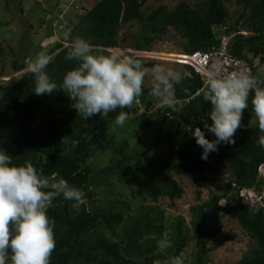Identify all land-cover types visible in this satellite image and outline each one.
I'll use <instances>...</instances> for the list:
<instances>
[{"label":"trees","instance_id":"trees-1","mask_svg":"<svg viewBox=\"0 0 264 264\" xmlns=\"http://www.w3.org/2000/svg\"><path fill=\"white\" fill-rule=\"evenodd\" d=\"M229 1L200 0L190 6L180 0L172 9L162 5L145 15L141 10L145 0H99L80 17L75 26L78 35L71 31V41L81 37L96 46L100 54H110L109 48H124L117 39L119 28L135 23L138 30L121 39L128 42L130 50L148 51L153 41L171 28L185 40L181 44L183 54H207L220 47L222 35H225L231 36L229 54L246 60L259 57L264 63V0H235L243 10L235 24L229 22L224 7ZM240 19L243 22L237 28L235 25ZM67 51L68 47L59 42L45 53L54 56L46 70L58 85L66 72L78 64L65 59ZM3 52L0 46V57ZM12 56L16 57L13 53ZM126 56L141 60L132 52H127ZM25 62L13 59L12 72L25 70ZM144 66H152V63ZM185 67L189 74L176 85L173 104L178 106L183 102L180 120L187 130L201 127L206 138L214 140V134L203 126L204 119L212 123L207 116L211 103L203 99L206 82L189 65ZM34 87V76L25 71L0 96V149L13 157L14 164L31 163L46 177H63L71 186L83 190L86 197V202L79 203L60 196L47 209L50 220L55 221L56 248L50 264H157L158 261L164 264L169 258L180 255L189 240L188 230L192 232L191 239L197 250L194 264H205L204 257L215 248L209 243L222 229L221 211L234 219L255 245L250 255L235 264H264V179L258 177L257 171L264 163V148L258 143L264 133L259 131L252 108L254 93H250L249 107L243 111L241 127L234 135L235 143H220L218 151L210 152L204 160L201 158L203 148L196 143L195 137L179 145L175 136L181 130L170 135L164 128L162 123L166 114L176 115V110L150 97L151 87L143 88V95L136 101L143 106L153 103L161 106L153 113L138 115H142L143 120L137 141L140 145L144 137L151 135L153 146L165 148V159L161 160L143 149L135 155L128 154L125 140L116 143L105 133L101 115L85 120L71 107L72 101L64 91L37 96ZM138 108L134 103L131 108L109 113L108 117L115 118L119 111L128 115L137 113ZM96 131L101 133L99 138ZM187 133L183 132V137L187 138ZM106 144L111 145L117 158L95 170L88 160L94 149ZM188 146L199 149L190 150ZM141 156L142 160L139 159ZM225 172L230 173L232 180L224 185L220 194H213L203 204L190 207L189 228L182 218H178L171 228L172 247L160 252L158 241L162 239L163 215L153 204L161 197L171 201L181 197L183 190L173 175L217 188L216 178ZM112 176L121 187L128 188L131 197L136 185L140 196H145L152 206L141 205L143 212L136 218L128 215L129 205L125 199L111 201L108 208L93 207L96 192L100 189L104 193L111 187ZM243 188L254 190L260 202L251 206L244 201L239 195ZM221 200L225 201L224 206L220 204ZM78 203L79 207L74 209ZM105 231L110 233L109 237Z\"/></svg>","mask_w":264,"mask_h":264},{"label":"clouds","instance_id":"clouds-1","mask_svg":"<svg viewBox=\"0 0 264 264\" xmlns=\"http://www.w3.org/2000/svg\"><path fill=\"white\" fill-rule=\"evenodd\" d=\"M71 31L70 28L65 31L66 40L71 37ZM66 47L65 59L78 64L66 72L59 85L46 70L53 55L40 53L35 59L26 60V71L35 78L33 92L37 96L62 90L71 99V107L85 120L96 114L105 119L118 109L131 108L143 95L146 76L151 75L154 83L149 96L173 110L183 107L169 102L175 97L176 85L182 82L186 73L161 65L149 73L141 60L122 56L119 52L100 54L96 46L81 37H76ZM252 59L245 60L252 65ZM250 93H254L251 104L259 131L264 133V86L258 79L247 72L223 74L219 68L208 76L203 99L211 103L207 116L212 123L204 119L203 126L214 134L215 139H207L201 127L194 131L188 129L203 148L202 159L207 160L210 152L218 151L220 143H235L234 135L241 127L243 111L249 107ZM128 118V113L119 111L114 124L123 127ZM258 143L264 148V135L259 137ZM12 161L13 157L0 149V264H50L56 248L55 221L50 220L47 209L60 196L84 203L85 193L63 177H46L31 163L16 165ZM257 171L258 177L264 179L261 176L264 175V163ZM239 195L251 206L260 202L252 189L243 188ZM171 247L172 242L167 238L158 241L160 252ZM164 264H175V260L169 258Z\"/></svg>","mask_w":264,"mask_h":264},{"label":"rangeland","instance_id":"rangeland-1","mask_svg":"<svg viewBox=\"0 0 264 264\" xmlns=\"http://www.w3.org/2000/svg\"><path fill=\"white\" fill-rule=\"evenodd\" d=\"M99 0H0V46L3 48V55L0 57V96L3 94L6 87L10 85L21 73L12 72L11 61L17 59L18 61L27 60L40 54L46 53L55 44L61 42L65 46L70 44L71 37L65 39L64 33L69 28L76 35L77 30L75 28L80 17L86 10L93 7ZM180 0H145L141 10L147 15L152 10L159 6H166L168 9H172L176 3ZM190 6H194L200 0H185ZM224 7L229 16V22L235 24V21L243 13L242 8L236 4L235 0H230L224 3ZM246 15V13H245ZM243 20H239V23L235 26L240 28ZM139 26L135 23L122 25L118 30L117 39L120 42V46L109 48V52H119L122 56H126L130 49L127 47V41H121L122 37L127 38L129 32L137 31ZM247 30V29H246ZM244 35H248L245 29H241ZM185 40L181 39L173 29H169L168 33L157 38L150 45L148 53L140 54L139 58L142 63H152V66H144L146 69L151 70L161 65L168 68H173L181 73L189 74V70L181 62L179 55H184L182 52L181 44ZM30 48V50H26ZM12 53L16 57L12 56ZM172 57H171V56ZM188 65V64H187ZM252 68L254 70V76L261 81L264 86V63L260 62V58L252 59ZM250 71V69H249ZM154 83L151 75L146 76L143 88L151 87ZM173 104L171 100L169 102ZM164 105V103L162 104ZM183 106L179 110H176V115L171 116L166 114V118L163 121L166 131L173 135L176 130H181L178 136H175V141L179 145L186 144L189 139L194 138L190 131L186 129L183 121L180 120V115L184 112L183 102H180L177 107ZM161 104L157 106L148 104L147 106L140 105L137 113H131L128 115V120L123 127L116 126L114 124L115 118L107 117L103 119L105 133L108 136L113 137L114 142H120L125 140L127 142L125 151L128 154L135 155L142 149L150 152V156H154L161 160L165 159L164 146H153L150 142L151 135L143 138V141L139 145L137 139L140 136L139 125L143 118L138 116L140 114H148L155 112L160 108ZM166 106V105H164ZM39 118V117H38ZM158 118V117H157ZM40 120V118H39ZM161 120V117L158 118ZM247 120V117H245ZM258 123V121H256ZM187 131V138L183 137V132ZM101 136L100 132L96 131V137ZM108 139V138H107ZM190 150H198V146H188ZM110 144H106L104 147H99L92 151V155L88 160L90 166L97 170L103 166H107L111 163V160L115 161L117 155L111 150ZM140 160L143 157H139ZM264 176V175H261ZM173 178L178 182L179 186L183 190V194L179 199L169 200L166 197L159 198L156 204L153 206L157 211H161L163 215V233L162 239L167 238L170 240L171 228L176 223L178 218L184 220L185 226L189 228L190 221V207L194 205L203 204L213 194H220L224 188V185L232 180L229 172H225L224 175L216 178L218 187H205L201 182L194 183L189 179L173 175ZM262 178V177H261ZM129 181L131 179L129 178ZM112 184L104 193L100 192V189L94 196L93 207L95 208H108L110 202L117 199H125L129 205L128 215L132 218H136L138 214L143 212L140 206H149L151 203L145 196H140L139 190L135 185V194L131 197L128 188L121 187V184L116 180L115 176L110 178ZM134 183V181L132 180ZM137 191V192H136ZM243 194V191L242 193ZM246 196V195H245ZM220 204L224 206L225 201L221 200ZM152 206V205H151ZM79 207V203L74 206V209ZM221 214L222 229L209 243V246H214L204 257L205 264H235L243 257L250 255L255 248L254 242L247 236L234 219L228 217L224 212ZM120 227L116 228L118 232ZM107 237L110 233L104 232ZM192 232L188 230L187 235L189 240L180 253L175 258V264H194L196 261L197 250L193 240L191 239Z\"/></svg>","mask_w":264,"mask_h":264},{"label":"built area","instance_id":"built-area-1","mask_svg":"<svg viewBox=\"0 0 264 264\" xmlns=\"http://www.w3.org/2000/svg\"><path fill=\"white\" fill-rule=\"evenodd\" d=\"M217 29V28H215ZM224 29V27L222 28ZM230 36L222 35L220 47L207 53H193L189 55H182L181 62L187 63L196 73L201 77L203 81L207 83L208 76L214 69L219 68L223 74H231L233 72H247L254 75L252 65L245 59H239L232 56L228 52ZM134 55L146 54V52L136 51ZM250 69V71H249ZM137 107H140L138 101L135 102ZM154 105H158L155 104Z\"/></svg>","mask_w":264,"mask_h":264},{"label":"bare ground","instance_id":"bare-ground-1","mask_svg":"<svg viewBox=\"0 0 264 264\" xmlns=\"http://www.w3.org/2000/svg\"><path fill=\"white\" fill-rule=\"evenodd\" d=\"M171 56V55H170ZM172 57V56H171ZM177 58H183V57H181V55H179V57H177Z\"/></svg>","mask_w":264,"mask_h":264}]
</instances>
